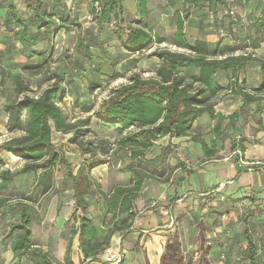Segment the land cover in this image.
<instances>
[{"label":"trees","instance_id":"16d2710c","mask_svg":"<svg viewBox=\"0 0 264 264\" xmlns=\"http://www.w3.org/2000/svg\"><path fill=\"white\" fill-rule=\"evenodd\" d=\"M20 1L26 5L25 9L34 13L33 22L19 13L14 0H6L5 8L8 14L6 25L9 27L12 38L20 46L18 56L24 62L33 58L39 59L34 66L24 68L30 71L31 75H37L41 73L51 58L50 51L37 46L42 42L49 43L51 41L50 30L56 31L60 27L53 17L61 23H65L67 16H64L63 11L58 13L55 10L58 6L57 0L53 1V13L48 14L40 12L42 0ZM124 1L91 0L87 4L88 11L96 22V28L101 32L103 26H113V34L120 47L130 54L141 53L154 43H163L164 37L155 34L146 23L143 24L144 19L150 15V0H133L137 17L132 19L133 26L126 27H124L126 11ZM249 1L187 0L186 2L197 8L200 13L207 10L212 14L213 21L217 22L218 12H230L231 9L228 8L231 4L243 5ZM95 4L98 7H95ZM205 14L201 13L200 22H205ZM186 18L188 17L186 16ZM186 18L177 15L174 24L175 31L168 42L183 51L169 49L152 51L149 56L157 58L158 61L154 76L149 78L139 75L132 76L128 83L111 90L108 98L93 112V116L102 124L117 127L120 134L130 127L135 128L134 131L127 132L116 141L120 149H128L131 160L144 157L154 142L163 137L171 139L190 136L192 141L200 144L202 151L207 156H213L215 141L212 142V149H209L204 140L200 139L199 134L191 133L193 124L205 114L211 120L217 119L213 127V132L217 133L223 120L234 119L238 116V112L224 116L215 109L216 98L223 90L242 98L243 104L240 110L248 108L251 103L260 100L264 94V57H258L254 52L264 44V11L258 16H249L250 24L246 29L245 42L251 51L237 56L229 52H234L238 47H222L219 51L217 49L215 53H212L205 41L194 40L191 42L187 37L188 33L184 25ZM229 24H231L229 27L233 26V23L229 22ZM32 26L35 27V31L32 30ZM89 38L90 34L87 32L83 34L79 28L73 45L74 53H87ZM213 55L215 58L212 57ZM217 55L221 57L218 58ZM249 67L254 69L260 81L259 87L252 91H247L243 82H239V74H245ZM218 72H223L227 77L226 87H222L217 80ZM49 80V84L38 96H30L26 94L29 89L23 79H15V92L17 95L23 94V96L2 105V111L7 116L6 129L9 132L19 131V135L3 141L0 148L14 157L22 159L24 164L18 171L12 172L2 168L4 161L0 157V211L7 206L9 201L7 193L14 188L15 178L20 174L41 173L42 178L39 184L47 188L52 177L51 169L64 162L63 156L59 152L60 149L53 142L52 137L55 133L69 134L67 141L81 148L83 140L92 133L91 116L78 118L72 122L60 107V103L63 102L67 93L65 77L54 73ZM243 141L244 139H241V143L237 145L242 154L245 151ZM103 143L107 142L103 141ZM90 144H92L91 141L86 142V145ZM231 148L235 149L236 145L232 144ZM99 149L103 153L108 152L103 146ZM181 164L178 162V166ZM132 173L133 177L128 185H118L110 192H106L93 177L84 175L80 170L73 176L69 171L68 176L72 183L71 189L76 210L80 211V215H76L78 225L71 228L63 260H55L49 251L37 249L39 264H75L71 257L74 237H77L83 261H87L88 264L94 262L106 264L102 261L101 255L110 245L111 238L116 232L121 233L131 227L135 216L134 203L138 198L143 181L147 177L145 173L137 171L135 167L132 168ZM182 180L183 177H180L178 184ZM252 190L246 198L254 203L257 200V191ZM89 198L92 202L98 198L102 213L112 216L111 227L108 228L101 240L98 238L97 224L88 214L91 205ZM16 209L19 211V218L6 226L3 239H10V243L0 253V257L5 263L12 261L25 264L30 253L34 250L31 225L35 222L39 223L41 218L37 208L30 204H20ZM255 212H264V207L249 209L241 218L242 222L244 219L248 220V229L244 233L241 232L247 244L244 249L245 253L239 247L240 245L228 243L216 254V263H213L214 256L208 255V247L204 246L207 241V227L203 222H199L196 227L198 240L196 243L201 253L198 264H236L233 262L238 261L234 259L238 255L242 259L238 264L241 262L264 264V241L262 245H258L257 249L252 239V231L264 227V220L257 219ZM75 214L76 212H74ZM119 216L120 221L117 220ZM210 239L211 241L215 240L213 237ZM246 252L248 258L246 257L245 261L243 256ZM183 260L179 236L175 233L172 235L171 241L165 244L160 264H184ZM120 264H123V261Z\"/></svg>","mask_w":264,"mask_h":264},{"label":"rangeland","instance_id":"374dc122","mask_svg":"<svg viewBox=\"0 0 264 264\" xmlns=\"http://www.w3.org/2000/svg\"><path fill=\"white\" fill-rule=\"evenodd\" d=\"M53 1L54 0H42L43 4L40 9L41 14L53 13ZM57 1L58 6H56L55 10L58 13H62L63 11L64 16H67V20L65 23H61L53 17L60 27L56 31L50 30L51 41L49 43L42 42L37 46L38 48L46 49L48 52L50 51L49 54L51 58L47 61L41 73L31 75L30 71L24 68L34 66L39 59L33 58L28 62H24L18 56L20 46L12 38L9 27L6 25V19L8 17L5 8L6 0H0V145L3 141L19 135V131L9 132L6 129L5 124L7 122V116L5 112L2 111V105L4 103L14 99H20L23 96V94L17 95L15 92L14 84L17 78H22L28 86L29 91L26 92V94L38 96L49 84V79L54 73L63 75L65 77L64 83L67 93L63 102L60 103V107L72 122L78 118L91 116L92 133L83 140L82 148L67 141L69 134L63 135L55 133L53 135V142L60 149L59 152L63 156L64 162L59 163L51 169L52 177L48 182L47 188L39 184L42 178L41 173L20 174L15 178L14 188L7 193L9 201L7 206L0 211V253L6 249L10 243V239L4 240L3 237L6 232V226L13 221H17L19 218V211L16 209L18 205L27 203L34 206L37 208L41 218L39 223L35 222L31 225L34 250L30 253L25 264H39L37 249L49 251L50 255L57 260L58 253L56 254V252H54V246H57V244L61 242L65 245L72 226L78 225L76 215H80V211L76 210L73 191L71 189L72 183L68 176L69 171H71L74 176L77 171L80 170L84 175L87 174L93 177L104 191L110 192L120 183L123 184V186L128 185L130 179L133 177L132 168L135 167L137 171H141L147 175L143 182L151 184L144 195H141L142 199L147 200L144 206L146 208L145 210L160 206L168 208L176 199L172 194L167 196V198L159 197V192L157 187H155L158 182L173 183L178 176L167 161L168 154L178 157L176 154L179 149H177L175 144H171L169 141L172 138L168 139L165 137L158 139L144 157L131 160L129 158L128 149H120L116 141L127 132L134 131L135 128L130 127L120 134L117 127L102 124L93 116V112L108 98L111 90L128 83L132 76L139 75L143 78L154 76V70L158 61L157 58L149 56L152 51L157 49L183 51L170 45L168 42L175 31L174 24L177 15L179 14L185 18L190 15V13H187L190 9L184 8V4L187 0H173L175 1L174 3H171V0H150V15L144 19L143 24L146 23L155 34L164 37L165 41L161 44L154 43L141 53L134 54H130L120 47L118 40L113 34V26L105 25L101 32L96 28V22L88 11L87 4L91 0ZM21 3L27 8L23 2ZM133 4L130 1L125 3L124 27L133 26ZM94 6L98 7L97 4ZM252 8V3L243 5L231 4L228 8L231 9L230 12H218L215 31H217L219 35L221 34L219 30L226 32V35L223 37L228 38L231 43L224 44L223 47H238L239 55L251 51L247 47V42H245L247 28L244 29L243 27L249 22L250 14L248 10ZM17 9L23 17L29 21L33 20L34 13L31 10L23 9L18 4ZM201 13H206L205 23L210 21L209 16L212 15L211 13L207 10H203ZM74 17H76V20H74ZM192 18L193 17H190V19ZM212 20L213 18H211V21ZM229 22L233 23V26H230L232 28L229 27V25H231ZM79 28H81L83 34L85 32L90 34V38L87 41L89 49L85 54L74 53L73 51L76 33ZM32 30L35 31V27L32 26ZM190 31L189 28H186L187 33H192ZM263 45L264 44H262V47ZM260 52L261 53L255 52L256 56L259 55L264 57V52ZM253 72L254 69L250 68L249 73L252 75ZM244 75V73H240L239 79H243ZM216 101L217 104L215 109L217 111H222L223 105L221 98L217 97ZM248 108L242 110L243 115H246ZM167 139L168 144L166 143ZM87 141H91L92 144L86 145ZM103 141L107 143H103ZM102 146L108 150L107 153L100 151L99 147ZM164 147L165 149H163ZM239 155L240 154L237 153V158L234 160L238 161L240 159ZM0 157L4 161L2 168L12 172L18 171L24 164L22 159L6 153L1 148ZM183 165L182 163L181 166ZM193 166L194 165H190V167ZM182 171L192 173V171L187 168H182ZM203 177L213 180L214 171L209 170L203 173ZM121 178H123L122 182ZM214 185L216 184L211 185V187ZM157 197L159 201L152 206L151 202L156 201L155 199ZM89 201L91 205L88 209V214L93 215L92 217H94V219L99 218L105 229L108 226L111 227V222L113 221L112 216L102 213V208L98 203L99 199L97 198L95 202H92L89 198ZM136 205H138V202ZM144 207H142L141 211H144ZM99 209L101 212L100 214L98 212ZM74 212H76L75 215ZM117 220L120 221V216L117 217ZM244 221L237 227L242 233L248 229V220L244 219ZM125 231L121 233L116 232L117 236L114 238L112 236L111 240H113L111 243L113 246H118L123 250L122 261H125L126 257H128L127 262L129 263L135 260V255L132 253L128 254V250L124 249L122 246L120 247V241L127 234ZM252 234L253 243L256 244L258 249V245H262L264 241V227L255 229V231H252ZM60 239L63 241L60 242ZM75 241L77 242V237H74L72 242L73 259H75L76 264H83V261L80 260L79 262L76 258L77 252L74 250V247H76L74 246ZM246 245V240L243 237L242 245L239 246L243 253H245L244 249ZM138 246L139 245L136 244L134 248L139 250ZM133 250L135 251V249ZM246 257L248 258L247 252L243 256L245 261L247 260ZM1 258L2 257H0V264H18L12 261L5 263ZM7 259L10 260V258ZM196 261L197 260L188 258L186 263L196 264ZM240 261H242V259L233 263L238 264ZM84 264L88 263L85 262ZM93 264L99 263L94 262ZM241 264H249V262H241Z\"/></svg>","mask_w":264,"mask_h":264},{"label":"crops","instance_id":"0c3cea01","mask_svg":"<svg viewBox=\"0 0 264 264\" xmlns=\"http://www.w3.org/2000/svg\"><path fill=\"white\" fill-rule=\"evenodd\" d=\"M127 1L134 3L133 0H125L124 6ZM14 2L17 4L20 0H14ZM170 2L174 3L175 1L171 0ZM249 3L253 4V8L248 10L250 15L258 16L264 11V0H250ZM133 5L132 14L136 18V8L135 4ZM184 8L190 9L187 11L190 15L186 18L184 25L192 32L187 35L191 42L194 40L205 41L212 53H215L217 49L219 51L224 44L231 43L228 38L223 37L226 32L219 30L221 33L219 35L215 31L217 23L211 21L212 16H209L210 21L207 23L200 22L201 13L197 8L192 7L188 2H185ZM190 17L193 18L190 19ZM248 23L250 24V18ZM248 23L244 27L247 28ZM259 49L254 50V52H264V45ZM238 52L239 50L236 49L229 53L237 56L239 55ZM212 57L215 58L214 55ZM217 57L220 58L221 56L217 55ZM258 57L261 56L258 55ZM250 68L245 72L244 80H239V82H243L248 91H252L260 85L259 77L255 71L252 75L249 73ZM217 80L222 87H226L228 79L223 72H218ZM217 97L222 100L223 110L220 112L224 116L234 112H238V116L234 119L223 120L217 132L219 135L213 132L217 119L211 120L209 116L204 114L193 124L191 133L199 134L200 139L204 140L209 149H212V142L215 141L213 156H207L202 151L200 144L192 141L190 136L169 140L179 149L176 154L178 157L167 155V161L178 176L173 183L158 182L155 187H157L159 197L167 198L172 194L176 199L168 208L160 206L145 210L144 206L147 200L142 199L141 195H144L151 184L143 182L136 199L138 205L134 204L135 216L131 227L125 231L127 234L120 241V247L128 250V254H134L135 260L128 263V257H126L123 264H160V257L165 244L171 241L172 235L175 233L179 236L184 264H187L188 258L197 260V264L201 256L196 243L198 241L196 227L199 222H203L207 227V241L204 246L208 247V255L214 256L213 263H216V254L226 244L242 245L244 235L237 227L242 223L243 215L249 209L264 207V94L260 100L249 105L246 115H243V111L240 110L243 104L240 96L232 95L227 90H223ZM167 138L169 139V137ZM241 139H244L242 142L245 147L243 154L240 153L237 146L241 143ZM232 144L236 145L235 149L231 148ZM237 153L240 154L238 161L234 160L237 158ZM178 162H182L184 165L178 166ZM190 165L194 166L190 167ZM182 168L190 169L192 173L183 172ZM209 170L214 171L213 180L203 177V173ZM180 177H183V180L178 184ZM122 181L123 178H121ZM213 184L216 185L211 187ZM118 185L123 186L121 183ZM252 189L257 191V200L254 203L246 198ZM155 200L151 202L152 206L159 201L158 197ZM142 207H144L145 212L141 211ZM98 212L101 213L100 209ZM89 216L92 217L93 215L89 214ZM255 217L264 220V212H255ZM92 218L97 224V234L101 240L110 226L105 229L99 218ZM116 236L115 233L113 238ZM211 237L215 240L211 241ZM61 241L63 240L60 239ZM136 244L139 245V250L134 248ZM74 246H76L74 250L77 252V260L83 261V256L78 248V240L74 242ZM65 249L66 244L63 245L62 242L54 246V252L58 253V261L63 260ZM71 257L76 264L73 254ZM234 259L241 260V256L238 255ZM84 263L85 261H83Z\"/></svg>","mask_w":264,"mask_h":264},{"label":"built area","instance_id":"2783aa9c","mask_svg":"<svg viewBox=\"0 0 264 264\" xmlns=\"http://www.w3.org/2000/svg\"><path fill=\"white\" fill-rule=\"evenodd\" d=\"M17 4L25 9L24 5L20 2ZM238 151V150H237ZM123 250L120 249L118 246H113L110 244L102 253L101 259L106 264H120L123 258Z\"/></svg>","mask_w":264,"mask_h":264},{"label":"bare ground","instance_id":"6f19581e","mask_svg":"<svg viewBox=\"0 0 264 264\" xmlns=\"http://www.w3.org/2000/svg\"><path fill=\"white\" fill-rule=\"evenodd\" d=\"M76 251V250H75Z\"/></svg>","mask_w":264,"mask_h":264}]
</instances>
